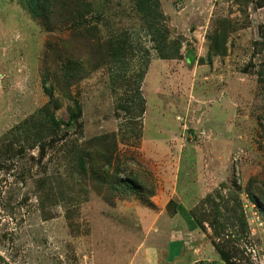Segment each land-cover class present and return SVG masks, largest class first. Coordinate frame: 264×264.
Returning <instances> with one entry per match:
<instances>
[{"label":"rangeland","instance_id":"rangeland-1","mask_svg":"<svg viewBox=\"0 0 264 264\" xmlns=\"http://www.w3.org/2000/svg\"><path fill=\"white\" fill-rule=\"evenodd\" d=\"M91 1L83 22L98 31L79 41L66 10L52 11L59 21L48 26L26 0H0V264H163L159 252L172 233L192 248L200 238L214 244L225 264H264V0H160L164 17L154 23L167 32L171 58L162 57L166 43L136 0ZM224 19L226 53L209 57V37ZM116 36L128 41L129 58L74 80L81 115L68 122L73 101L59 81L67 57L87 65L93 49ZM43 72L62 102L55 113L67 138L58 150L64 159H51L56 147L41 161L38 148L19 156L5 149L7 131L50 99ZM138 88L145 112L134 120L135 103L131 114L122 104ZM113 131L122 174L144 190L103 195L76 176L70 193L67 177V214L63 205L42 210L38 173L65 165L68 173L73 142ZM188 212L199 224L194 232L186 230Z\"/></svg>","mask_w":264,"mask_h":264},{"label":"trees","instance_id":"trees-1","mask_svg":"<svg viewBox=\"0 0 264 264\" xmlns=\"http://www.w3.org/2000/svg\"><path fill=\"white\" fill-rule=\"evenodd\" d=\"M28 8L33 11L35 15L41 16L48 26H53L59 20L52 18V11H58L62 14L61 9L67 11L65 19L71 22L73 21L77 25V33L75 38L79 41L91 39V36L97 34L98 29L95 25H90L86 21L83 22L84 18L90 15L95 9L94 4L91 0H26ZM138 8L147 17H151L152 14L153 23L149 24L151 31L155 38L162 36L164 44L168 41L166 33L157 29L155 21H160L164 15L161 10L160 0H136ZM49 18V19H48ZM60 19V18H59ZM231 20L224 19L221 22L214 33L209 37V57L215 54H225L227 50V42L229 38V26ZM74 39V37H73ZM158 39V38H157ZM108 46L103 50L102 45L100 48L93 49L90 53L91 57L87 59V65L84 64L83 58L80 56H68L67 61L64 63V73L61 76L62 90L66 97L73 101V104L68 106L70 119L68 122L76 120L81 115L80 102L71 94L70 87L74 83L75 79H83L91 71L98 69L105 63H117L125 61L129 58V45L128 41L121 38V36L111 37L109 39ZM168 43V42H167ZM165 45L166 47H172V45ZM64 46H68L67 41H63ZM167 52L162 54L164 58H171L170 49L166 48ZM102 50V51H101ZM60 55V54H59ZM97 57V58H96ZM96 59V60H95ZM125 63V62H123ZM144 65V64H143ZM88 66V67H87ZM146 68L142 66V70ZM144 72L138 73V76L142 78ZM50 74L43 72L44 88L49 95V101L42 106L37 112L24 118L14 126L10 128L4 138L5 149L8 152H13V155H25L29 149L38 148V155L33 156L34 160L41 161L46 155L48 147H56V153L52 155L51 159L55 157L64 159L67 156V151L63 153L58 152L59 149L67 146V138L62 132L63 121L59 120L56 116V109L62 104L58 97L54 96V90L51 86H48L47 80ZM141 88L135 90L132 94L128 104H122L124 109L131 114L132 109L135 107L139 112V116H134V120H139L145 112V98L141 92ZM125 99V98H124ZM136 110V111H137ZM17 144L18 146H15ZM69 153L72 158V162H68L69 171L67 165L61 170L53 169L49 172L50 168H43L38 173V176L34 178V183L39 195V205L42 210H46L49 206L63 205L67 214V209L71 206L67 205V189L64 188L67 185L68 180L69 192L72 193L71 184L75 183V179L78 178L80 183H88L99 193L111 192L113 194H129L135 190H144L141 181L131 175H125L123 173L122 163L118 160V140L117 133L115 131L110 133L99 134L93 136L82 143H75L70 146ZM2 154L7 155V152L2 151ZM1 154V156H2ZM8 159V157H7ZM3 162L0 161V167ZM77 176V178H75ZM86 185V184H85ZM237 186V185H236ZM240 189L239 186H237ZM251 188V187H249ZM85 194L87 195L89 190L85 188ZM249 190V189H247ZM75 190H73L74 192ZM259 191V190H258ZM261 192V191H260ZM250 198L255 200L254 195L248 193ZM261 202L264 203V196L261 194ZM106 197V196H105ZM107 199H110L109 196ZM71 201H76L72 200ZM112 201V200H110ZM77 202V201H76ZM78 203V202H77ZM261 204V203H260ZM168 206H174L178 211L185 212L186 209L183 205L175 203L171 200ZM46 207V208H45ZM231 212L236 213L235 207H230ZM219 214L222 212L218 209ZM264 212V204H263ZM70 215V213H69ZM244 214H242L243 217ZM70 217V216H69ZM187 220L189 221L190 228L196 229L199 224L195 222L193 215L188 212L186 214ZM214 246V244H213ZM215 247V246H214ZM216 250V248H215ZM217 252L222 255V260L228 262V257L224 255L223 250L217 247Z\"/></svg>","mask_w":264,"mask_h":264},{"label":"crops","instance_id":"crops-1","mask_svg":"<svg viewBox=\"0 0 264 264\" xmlns=\"http://www.w3.org/2000/svg\"><path fill=\"white\" fill-rule=\"evenodd\" d=\"M187 231L196 229L188 228ZM178 234V233H177ZM172 233L169 236L165 248L159 252L164 258L163 264H225L221 260L212 243L200 238L196 246H188L182 235Z\"/></svg>","mask_w":264,"mask_h":264}]
</instances>
